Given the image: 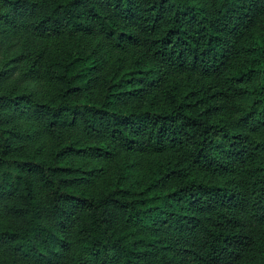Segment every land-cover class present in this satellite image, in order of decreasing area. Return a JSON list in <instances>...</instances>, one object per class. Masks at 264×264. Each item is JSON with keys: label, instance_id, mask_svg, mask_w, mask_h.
<instances>
[{"label": "trees", "instance_id": "trees-1", "mask_svg": "<svg viewBox=\"0 0 264 264\" xmlns=\"http://www.w3.org/2000/svg\"><path fill=\"white\" fill-rule=\"evenodd\" d=\"M0 264H264V0H0Z\"/></svg>", "mask_w": 264, "mask_h": 264}]
</instances>
